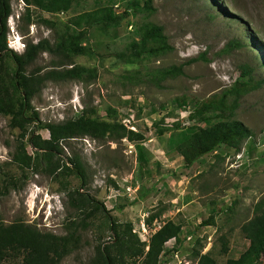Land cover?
<instances>
[{
	"label": "rangeland",
	"instance_id": "rangeland-1",
	"mask_svg": "<svg viewBox=\"0 0 264 264\" xmlns=\"http://www.w3.org/2000/svg\"><path fill=\"white\" fill-rule=\"evenodd\" d=\"M118 2L116 11L121 13L127 2ZM106 3L79 0L62 18L58 14L44 16L67 21L74 14ZM11 6L9 49L20 54L29 42L53 39V32L39 23V11H33L34 23L28 25L23 19V0H12ZM152 7L153 13H132L123 21L118 39L92 31L90 41L97 45V55L77 57L75 63L98 70L95 82H49L33 100L44 123L77 118L85 106L96 108L101 117H106L108 108L117 109L122 123L129 129L135 127L145 140L118 144L85 138L65 142V156H78L84 163L87 186L82 189L81 179L75 176L56 179L30 172L22 190L0 196V224L22 220L41 231L65 235L66 224L82 218L67 202L69 190L77 189L103 203L119 224H133L141 242L148 243L167 220L181 224L183 244L178 247L173 240L166 245L168 264H197L192 257L197 241H202L204 253L212 252L217 264H226L249 247L241 227L253 217L254 205L264 198V0H152ZM148 22L164 27L173 51L143 63L141 68L118 61L116 54L125 52L134 31ZM251 36L257 42L254 47ZM52 60L43 53L30 69L46 68ZM180 65L184 74L177 79H168L160 86L150 79L155 70ZM135 70H141L140 79L124 78ZM236 82L249 86L239 101L236 120L252 136L239 149L222 146L187 168L183 158L169 149V135L160 137L155 124L166 118L165 126H171L188 117V109L179 108L177 99L187 96L193 108ZM9 120L0 115L1 163L11 160L19 142L20 131L11 129ZM41 136L48 139L50 134L43 130ZM130 143L135 145L133 154L127 153ZM27 152L32 154L33 149L29 146ZM141 154L144 164H140ZM12 173L20 176L21 172L13 166ZM159 213L161 217L148 228L145 221ZM222 236L229 240L227 255L222 253ZM111 240L100 216L61 264H93L97 247Z\"/></svg>",
	"mask_w": 264,
	"mask_h": 264
},
{
	"label": "trees",
	"instance_id": "trees-1",
	"mask_svg": "<svg viewBox=\"0 0 264 264\" xmlns=\"http://www.w3.org/2000/svg\"><path fill=\"white\" fill-rule=\"evenodd\" d=\"M78 1L23 0L26 7L23 19L31 25L34 23L33 11H39V23L53 32V39L29 42L24 52L19 54L8 48L7 22L12 15V0H0V115L10 118L11 129L20 131L19 142L11 154V160L0 162V196L22 190L29 180L30 172L44 173L56 179L60 176H75L81 179L82 189L86 187L88 183L84 163L78 156H65V142L85 138L118 144L124 140H145L143 134L122 123L117 109L108 108L106 117H101L96 108L85 106L77 118L44 123L38 110L33 107L34 98L49 82L75 81L90 84L98 79V70L75 63L77 57L97 55V45L90 41L92 31L118 39L117 31L132 13L155 12L152 0H122L127 4L121 13L116 11L120 5L118 1L121 0H102L107 1L106 5L74 14L67 21L44 16L69 14ZM256 43L255 40L250 42L253 47ZM172 51L164 27L148 22L134 31L126 51L117 53L116 57L129 67L141 68L143 63L161 58ZM43 53L52 56V65L31 70ZM183 68V65L161 68L151 72L150 79L160 86L168 79L181 77L184 74ZM140 71L128 72L124 78L138 80L141 77ZM248 87L247 82H236L231 89L214 94L193 108L187 96L177 99V106L188 109L189 115L171 126H165L166 118L160 120L155 124L159 128V136L169 135V149L183 158L187 168L205 156L216 153L222 146L239 149L241 143L252 136V132L236 120L239 101L249 92ZM43 130L49 132L48 139L41 136ZM29 146L33 149L32 154L27 152ZM142 157L141 154L140 164L145 163ZM13 166L20 170V176L12 173ZM67 197L69 208L82 218L70 220L66 224L65 235L41 231L37 226L22 220L8 225L1 223L0 264H61L75 251L81 235L89 231L100 216H103L107 231L112 234V242L97 247L93 264H168L166 245L173 240L178 247L183 244V226L173 220H167L155 230L148 243L141 242L140 236L134 232L133 224L116 222L104 204L90 194L74 189L69 190ZM161 215L151 214L145 221L148 228L151 229ZM211 223L213 221L204 225ZM241 231L249 247L239 258L229 259L226 264H264V198L254 205L253 217L242 225ZM221 242L222 253L227 255L229 240L222 236ZM203 250L202 241H197L192 251L197 264H217L212 252L204 253ZM175 252L178 253L177 250Z\"/></svg>",
	"mask_w": 264,
	"mask_h": 264
},
{
	"label": "built area",
	"instance_id": "built-area-1",
	"mask_svg": "<svg viewBox=\"0 0 264 264\" xmlns=\"http://www.w3.org/2000/svg\"><path fill=\"white\" fill-rule=\"evenodd\" d=\"M65 14L64 13H61V14H59V16L62 18L63 16H64ZM125 123V125L127 126V123L126 122H124ZM129 124H131V122H128ZM130 126H128V128H129ZM133 131H135V132H137V129L135 128V127H132L131 128ZM126 141V140H125ZM136 151V149H135V145L133 144V143H130L128 146H127V153H129V154H133L134 152ZM161 226V225H160ZM188 240H191V237H188ZM178 255V253H176L175 254V256H177ZM185 264H189V263H185Z\"/></svg>",
	"mask_w": 264,
	"mask_h": 264
}]
</instances>
